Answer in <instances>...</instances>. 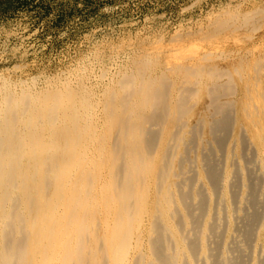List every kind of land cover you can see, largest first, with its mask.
<instances>
[{
    "label": "bare ground",
    "instance_id": "6f19581e",
    "mask_svg": "<svg viewBox=\"0 0 264 264\" xmlns=\"http://www.w3.org/2000/svg\"><path fill=\"white\" fill-rule=\"evenodd\" d=\"M249 55L168 72L137 55L102 87L83 67L39 89L0 73V264H264V57Z\"/></svg>",
    "mask_w": 264,
    "mask_h": 264
},
{
    "label": "rangeland",
    "instance_id": "374dc122",
    "mask_svg": "<svg viewBox=\"0 0 264 264\" xmlns=\"http://www.w3.org/2000/svg\"><path fill=\"white\" fill-rule=\"evenodd\" d=\"M242 18V28L214 29L217 22ZM249 53L264 57V0H0V73L34 89L56 77L72 81L82 67L88 84L102 87L129 71L137 55L159 61L157 70L168 72L191 63L223 70ZM202 102L199 93L188 120Z\"/></svg>",
    "mask_w": 264,
    "mask_h": 264
}]
</instances>
